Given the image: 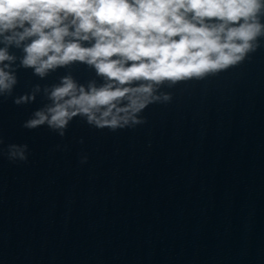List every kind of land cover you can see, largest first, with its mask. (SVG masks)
<instances>
[{
	"label": "water",
	"instance_id": "obj_1",
	"mask_svg": "<svg viewBox=\"0 0 264 264\" xmlns=\"http://www.w3.org/2000/svg\"><path fill=\"white\" fill-rule=\"evenodd\" d=\"M66 71L95 78L82 64L44 80L21 68L13 95ZM163 90L171 101L142 125L77 117L64 137L22 127L41 96L0 98V264H264V42L236 68ZM10 143L28 145L26 162L8 160Z\"/></svg>",
	"mask_w": 264,
	"mask_h": 264
},
{
	"label": "clouds",
	"instance_id": "obj_2",
	"mask_svg": "<svg viewBox=\"0 0 264 264\" xmlns=\"http://www.w3.org/2000/svg\"><path fill=\"white\" fill-rule=\"evenodd\" d=\"M262 42L264 0H0V98L19 106L42 97L22 123L28 130L64 137L77 117L96 129L133 128L149 105L171 101L163 89L236 68ZM78 64L95 78L81 83L66 71L13 95L18 69L44 80ZM28 151L10 143L6 154L26 162Z\"/></svg>",
	"mask_w": 264,
	"mask_h": 264
}]
</instances>
